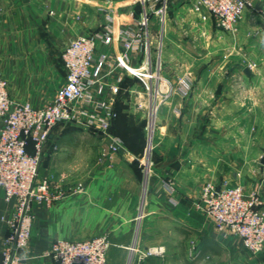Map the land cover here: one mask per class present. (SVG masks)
I'll list each match as a JSON object with an SVG mask.
<instances>
[{
  "label": "crops",
  "instance_id": "crops-1",
  "mask_svg": "<svg viewBox=\"0 0 264 264\" xmlns=\"http://www.w3.org/2000/svg\"><path fill=\"white\" fill-rule=\"evenodd\" d=\"M251 1L253 8L233 32L220 30L212 17L200 20L191 0H181L163 26L152 19L150 41L158 36L162 44V75L172 91L159 110L150 160L144 154L148 114L142 85L122 69L103 79L105 84L120 79L118 117L110 129L123 142L118 153L102 158L108 142L99 133L94 132L101 143L86 144L96 148L93 152L60 141L66 132L60 125L54 129L39 178L52 179L53 190L64 196L49 206L34 205L30 242L20 251V264H56L46 254L55 240L101 236L109 242L107 264H264V251L251 254L240 239L218 233L211 219L201 215L190 223L184 209L179 208L181 216L174 212L185 199H199L206 183L240 185L246 193L264 195V0ZM132 9L141 10L127 0H0V70L10 98L35 107L52 102L66 82L65 47L79 36L102 33L110 23L115 31L133 26ZM121 50L117 37L108 45L97 42L98 55ZM143 58V51L131 54L130 65ZM108 71L104 66L103 73ZM184 80L189 88L181 94ZM107 97V92L95 93L96 99ZM86 109L95 112L91 105ZM132 120L142 123L136 141L116 130L118 123ZM168 182L176 190V204ZM14 207L15 200L5 201L0 188V254L8 231L5 219ZM133 246H160L165 252L141 259Z\"/></svg>",
  "mask_w": 264,
  "mask_h": 264
},
{
  "label": "built area",
  "instance_id": "built-area-1",
  "mask_svg": "<svg viewBox=\"0 0 264 264\" xmlns=\"http://www.w3.org/2000/svg\"><path fill=\"white\" fill-rule=\"evenodd\" d=\"M127 1L141 8L140 12L132 9L129 13L133 26L115 31L110 23L102 33L79 36L65 47L61 59L66 70V82L46 106L35 107L30 103L13 101L0 70V188L5 201L15 200L11 217L5 219L8 231L0 264L21 263L20 251L30 242L34 205L49 206L64 196L53 190L52 179L39 178L46 144L57 126L73 123L95 129L103 141L108 142V150L102 153L104 159L112 158L122 147V140L110 132L118 117L114 105L120 79L105 84L103 79L106 76L122 69L141 83L147 97L150 135L154 133V123L162 104L170 96L172 86L162 75L160 58L153 61L150 26L153 18L164 25L172 0ZM191 8L200 20L212 17L220 30L233 32L237 30L244 12L253 8V3L251 0H191ZM260 12L264 16V6ZM109 20L113 21V17L110 16ZM116 37L122 50L98 55L97 42L108 45ZM138 51H143V61L137 66L130 65L131 54ZM104 66L109 68L107 74L103 73ZM188 88L189 82L184 80L178 91L186 94ZM105 92L106 99L95 98V93ZM90 105L95 112L86 109ZM165 185L176 204L174 186L170 182ZM81 188L80 184L79 190ZM263 207L264 195L260 191L246 193L240 185L227 183H206L196 202L199 213L211 219L218 233L240 239L253 255L264 251ZM108 248L106 236L77 242L58 239L46 254L56 264H107ZM131 251L139 253L143 259L163 255L165 249L159 246L139 250L133 246Z\"/></svg>",
  "mask_w": 264,
  "mask_h": 264
},
{
  "label": "rangeland",
  "instance_id": "rangeland-1",
  "mask_svg": "<svg viewBox=\"0 0 264 264\" xmlns=\"http://www.w3.org/2000/svg\"><path fill=\"white\" fill-rule=\"evenodd\" d=\"M179 1V0H177ZM177 1L175 3L172 4V6L170 7V12H172V10H177L178 7L176 6L178 3H181V0L177 3ZM97 8V7H96ZM152 44H151V52H152V58H153V61H156L157 59H159V56L161 55V50H162V44H159L158 45V42H159V38L158 36L155 38V40L153 39L152 40ZM140 92L144 95L143 96V101H147V97L145 95V92H144V88L143 86H141V89H140ZM134 107L133 109L137 112V114H140L139 113V108L137 106H135V103H137L135 100H134ZM146 103V102H145ZM137 105V104H136ZM137 108V109H135ZM159 117L156 118V123H154V133L150 135V130H149V121H148V116L145 120H143V127H144V131H145V135H144V146H145V151H144V154H145V158H146V161L147 159L150 160L151 156H152V146L154 145L155 143V132L159 126ZM132 123H136L135 121H131ZM130 124L127 122L126 124L124 123H118L117 125V128L116 130H118L121 134V136L123 134L127 135L131 141H136V138L138 137V135H140L139 133V129H140V125H142V123L140 122H137L136 123V128H134L133 126H130V125H133V124ZM140 123V124H139ZM152 126H153V122L151 123ZM133 127V128H132ZM60 129H62V132H69V131H76V134L74 135L75 138H77V142L76 144H78V146L82 145V150L86 149L87 151H90L92 150L93 152H95L96 148L90 146V147H86V144H95L96 146L101 143V139L99 137L98 134H94L97 133L95 129L93 128H89L88 130L85 131L86 128H83V126L81 125H78V124H73V123H66V124H62L60 125ZM86 133V134H85ZM119 134V135H120ZM94 145V146H95ZM151 145V148L149 147ZM90 148V149H89ZM149 163V161H148ZM147 163V167L149 169V164ZM148 173H149V170H148ZM148 175V174H147ZM256 191V190H255ZM255 191H251L249 193H252V192H255ZM198 200V199H197ZM197 200H192V199H185V202L184 204H182V206H178L177 208H175V215L177 216H181L180 215V209L179 208H182L186 211V213H184V215H182L184 217V219H186L187 221H189L190 223L192 222H195V221H198V220H201V213H199V211L197 210L196 208V202ZM203 216V215H202ZM192 239H194V236L192 237Z\"/></svg>",
  "mask_w": 264,
  "mask_h": 264
},
{
  "label": "trees",
  "instance_id": "trees-1",
  "mask_svg": "<svg viewBox=\"0 0 264 264\" xmlns=\"http://www.w3.org/2000/svg\"><path fill=\"white\" fill-rule=\"evenodd\" d=\"M76 131L72 130L67 133H65L60 141L65 142L66 144H76L77 138H75Z\"/></svg>",
  "mask_w": 264,
  "mask_h": 264
},
{
  "label": "water",
  "instance_id": "water-1",
  "mask_svg": "<svg viewBox=\"0 0 264 264\" xmlns=\"http://www.w3.org/2000/svg\"><path fill=\"white\" fill-rule=\"evenodd\" d=\"M261 164L264 165V154H263V157L261 159Z\"/></svg>",
  "mask_w": 264,
  "mask_h": 264
},
{
  "label": "bare ground",
  "instance_id": "bare-ground-1",
  "mask_svg": "<svg viewBox=\"0 0 264 264\" xmlns=\"http://www.w3.org/2000/svg\"><path fill=\"white\" fill-rule=\"evenodd\" d=\"M151 126V125H150Z\"/></svg>",
  "mask_w": 264,
  "mask_h": 264
}]
</instances>
